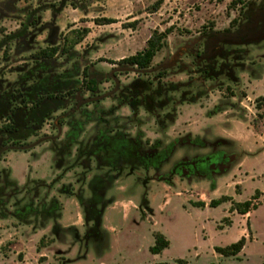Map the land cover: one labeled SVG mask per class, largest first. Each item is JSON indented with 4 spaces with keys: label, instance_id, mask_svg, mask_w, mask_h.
<instances>
[{
    "label": "rangeland",
    "instance_id": "rangeland-1",
    "mask_svg": "<svg viewBox=\"0 0 264 264\" xmlns=\"http://www.w3.org/2000/svg\"><path fill=\"white\" fill-rule=\"evenodd\" d=\"M158 1L0 0L1 99L8 103L17 90L35 87L63 90L72 80L81 98L109 93L116 89L112 78L95 95L84 90V69L110 75L154 33L170 29L156 67L179 48L202 51V44L195 46L202 36L234 29L249 8H264V0H161L156 11ZM54 45L68 53L40 57ZM228 50L207 67L226 72L229 66L230 76L205 80L193 71L190 54L181 61L189 70H162L164 81L185 87L193 103L166 105L156 90L135 89L147 78L117 73L120 86L112 96L60 107L17 142L48 140L4 152L0 178L13 192L0 199V264H264V100L258 101L264 98V40ZM59 113L64 118L53 125ZM219 157L224 166L210 173L209 163ZM222 197L229 201L209 206ZM246 201L253 202L250 213L231 211ZM156 233L171 243L160 254L149 249ZM243 236L239 258L215 252Z\"/></svg>",
    "mask_w": 264,
    "mask_h": 264
},
{
    "label": "trees",
    "instance_id": "trees-1",
    "mask_svg": "<svg viewBox=\"0 0 264 264\" xmlns=\"http://www.w3.org/2000/svg\"><path fill=\"white\" fill-rule=\"evenodd\" d=\"M163 2L160 0L158 1L155 6L154 9L157 11L159 9V7L161 6ZM108 23H113V20H107ZM172 30H166L164 33H154L150 39L147 41L146 47L137 52L135 55L130 56L128 58H125L123 60H121L119 63V65L121 66H132V67H136L138 69L141 70H147V69H152L153 67V61L157 55V53L162 50L165 47V43H166V39H167V35H169V33H171ZM84 34L83 36H86L88 34V30H84L83 31ZM15 36L11 35L8 36V39H12ZM79 43V42H77ZM68 53V49H66L64 46H60V45H54L51 48H47L45 50L40 51L38 54L40 55V57H44L46 59H55L58 55H66ZM4 58L7 59L9 58V53L6 51L4 54ZM112 64H115L114 62ZM198 73H200L201 77H204L205 80H214V78L210 77L208 75V73L206 72V70H204L203 68L199 69ZM124 74H129V73H124ZM140 77H145L147 79H145V81H137V83L134 85L136 90H140L141 91H147L149 93H153L155 90L157 91L158 94L163 95V97H167V102L162 101V104L168 105V104H173L174 106H176V102L178 100H185V101H190V103H193V99L194 97L191 96V94L188 93V91H186L185 87L181 88L182 86H179V83H166L164 81V78L167 74L166 71H159L157 73H151V74H137ZM79 83V81H78ZM82 84V88L84 90H87L88 92H90L92 95H95L96 92L98 91L99 85L97 84V82L95 80H92L90 78L89 72H88V68H85L83 71V80L81 81ZM186 84V83H185ZM71 84L66 85L65 89H68L70 87ZM201 85V81L198 80L197 82H188V90H193V88H196L197 86L199 87ZM180 87L179 95L178 96H174V93H176V89ZM155 88V89H154ZM54 92H50V90L46 91L47 95L38 97V99H34L35 102L29 101L31 99L34 98V96L32 97H27L25 94L22 95L21 92L19 90H17V94H12L13 97L16 98V100H13L14 102H17L16 105L12 104V99L7 103V106H10V109H8L6 112L1 113L0 112V121H1V125H0V141H2V147H6L8 146L9 143H11V145H15V146H24L26 145V143H18L19 139L20 140H26L28 139L30 136H32L35 132H31L28 135H22L19 133V128H17L15 121L12 118V114L16 113V108L18 107L19 104L22 105H27V104H36L37 106H39V104L44 100V99H57L61 98V97H65L66 94H72L75 93L76 90H71L66 92L64 95H60V91L59 90H55L53 89ZM175 90V91H174ZM66 91V90H65ZM58 92V93H56ZM191 92V91H190ZM172 93V96L170 97L169 94ZM167 95V96H166ZM4 98V97H3ZM1 97H0V101H1ZM260 100H264V98H260L258 101ZM149 104L151 107H155L153 101L151 98H148ZM137 104V103H136ZM128 105H132V102ZM154 105V106H152ZM133 106H135V103H133ZM60 108V107H59ZM58 108V109H59ZM177 108V106H176ZM56 110L52 111V113L49 114V116L46 119H49L51 114H53ZM166 116V114L164 115ZM18 141V142H17ZM28 145V144H27ZM2 160V158L0 159ZM6 171H3V173H5ZM7 174V172H6ZM5 185V186H4ZM1 187H4L1 188ZM11 183L7 181H4V184L1 183L0 184V199L2 196H4L6 194V196L8 195V190L11 189ZM13 190L11 189L9 191V195L12 194ZM11 192V193H10ZM261 192L257 191L255 194V198H259ZM224 201H229V198L227 197H222L218 200H213L210 202L209 206L210 207H216L218 205H220L222 202ZM201 206H205V205H201ZM1 207V206H0ZM252 207H254L253 202L252 201H246L244 203H238V204H234V206L231 208V211H237L239 214L241 215H247L248 213L251 212ZM256 207V206H255ZM59 209L62 210V207L59 206ZM155 238V242L154 245L150 248V252L152 254H160L163 250L167 249L170 246V242L162 235L159 233H156L154 235ZM44 239L42 238L40 243H43ZM247 245V238L245 236L241 237L237 242L226 246V247H215V252L218 253L219 255H221L222 257L225 258H239V255L242 253L243 249L246 247Z\"/></svg>",
    "mask_w": 264,
    "mask_h": 264
},
{
    "label": "flooded vegetation",
    "instance_id": "flooded-vegetation-1",
    "mask_svg": "<svg viewBox=\"0 0 264 264\" xmlns=\"http://www.w3.org/2000/svg\"><path fill=\"white\" fill-rule=\"evenodd\" d=\"M10 5V4H9ZM6 8H8V5H5ZM244 21L239 22V24L233 29H229L227 31L221 32V33H211L207 34L205 36H202L200 38V41H198L195 46L200 48L201 44L203 47L202 51H194L192 49H188V51H185L184 54H190L193 56L194 61V69L193 71L198 73L199 69L203 68L206 70L208 75L214 79L218 78L219 75H226L230 76L231 75V68L228 66L227 71H218L217 69H212L207 67V63H210V60L215 58L217 54H220L224 50H228V54L230 53H235L236 50H245V48L249 47L251 44H254L256 42H259V38L261 35H264V8H261V10H247V12L244 14ZM235 34L234 37L232 35ZM200 45V46H199ZM184 56V55H183ZM183 56L179 59L178 63L176 64L175 67L177 68H184L185 70H189L188 66H184V64L181 62ZM203 56V57H202ZM191 64H189V67ZM119 67H127V66H120ZM174 67V68H175ZM162 71V70H161ZM130 73V72H127ZM121 74V73H118ZM116 74V76H118ZM137 74H142V73H135ZM90 78L92 80H95L97 84H101L102 80H107L104 78V74L100 73H93L89 72ZM76 82L73 80L71 81L70 87L68 89H63L60 90L55 86V88H50V92H54L53 89L59 90L60 95H64L66 92L71 91V90H76L77 87L75 85ZM36 88V87H35ZM32 88V89H35ZM32 89H27L22 92V95H26L27 97H32L34 96L33 99L29 100L32 102H35L34 99H38V97L47 95L46 91H40V89H35L33 92L31 91ZM39 92H42L39 94ZM80 92V91H79ZM78 90L75 91V93L72 94H66L65 97H61L57 99H44L39 106L36 104H27V105H22L19 104L18 107L16 108V113L12 114V118L16 123L17 128H19V133L22 135H28L29 133L33 132L34 129L36 128H43L44 122L47 120L46 118L49 116L50 113L54 110H58L59 107H63L66 105H69L71 103L73 104H80L82 101V98L77 95L79 93ZM32 93V94H31ZM58 93V92H56ZM7 99L9 98H3V100L0 101V112H6L8 109H10V106H7L5 104L7 102ZM12 100H16L15 97L11 98ZM63 113V112H62ZM62 113L55 115L54 120L62 115ZM54 125V123H53ZM0 146H2V141H0ZM7 147V146H6ZM2 147V149H4ZM215 164H210V173L214 171V169L220 168V166H224L223 164V158H218L215 160ZM193 172L196 173L198 172V166L194 165L193 166ZM4 175L7 176L6 172L3 173ZM7 181V179H5ZM3 183V181L0 178V184ZM5 186V185H4Z\"/></svg>",
    "mask_w": 264,
    "mask_h": 264
},
{
    "label": "water",
    "instance_id": "water-1",
    "mask_svg": "<svg viewBox=\"0 0 264 264\" xmlns=\"http://www.w3.org/2000/svg\"><path fill=\"white\" fill-rule=\"evenodd\" d=\"M235 34L232 35V37H234ZM264 40V35H261V37L259 38L258 41H262ZM187 51V47H182L179 48L173 55H168L164 61H162L159 65H157L156 67L152 68V69H147V70H141L132 66H127V67H115L113 68L111 74L109 75H104L105 79H109L112 78L115 82H116V89L103 94V95H99V96H95V97H90V98H82V101L80 102L79 106L84 105V104H89L92 102H98L101 101L105 98H109L110 96H112L117 89L120 86V81L117 79L116 74L117 73H126V72H130V73H142V74H151V73H157L161 70H166V69H170L173 68L174 66H176V64L178 63L179 59L184 55V52ZM103 81V80H102ZM64 118V116H60L57 117L54 120V124L56 126H59V121ZM62 134V128L59 127V133L58 136H60ZM48 140V138H42L40 140H38L37 142L33 143V144H29V145H25V146H9V147H5L4 149L0 150V157L1 155L8 151V150H21V151H25V150H29L33 147L38 146L40 143H42L43 141Z\"/></svg>",
    "mask_w": 264,
    "mask_h": 264
},
{
    "label": "crops",
    "instance_id": "crops-1",
    "mask_svg": "<svg viewBox=\"0 0 264 264\" xmlns=\"http://www.w3.org/2000/svg\"><path fill=\"white\" fill-rule=\"evenodd\" d=\"M182 109H183V107H182ZM182 111H183V110H182ZM188 111L191 112V111H193V110H189V109H188ZM179 116H180V118H181V116H182L181 113H179ZM190 125H192V124H189V126H190ZM7 159H9L8 156H7ZM113 207H115V205H114ZM125 214H127V211H126V212L124 211V215H125ZM1 225H2V224L0 223V227H1ZM107 229L110 230L111 227H107ZM110 231H111V230H110ZM164 236H165V235H164ZM154 242H155V238H154V234H153V245H154ZM170 245H171V243H170ZM151 247H152V246H151ZM151 247H150V248H151ZM150 248H149V249H150ZM243 250H244V249H243ZM242 252H243V251H242Z\"/></svg>",
    "mask_w": 264,
    "mask_h": 264
}]
</instances>
